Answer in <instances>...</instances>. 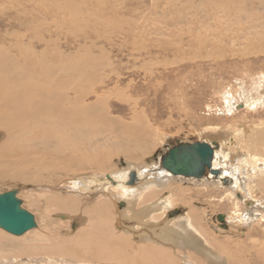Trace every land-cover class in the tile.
Masks as SVG:
<instances>
[{
	"label": "bare ground",
	"instance_id": "1",
	"mask_svg": "<svg viewBox=\"0 0 264 264\" xmlns=\"http://www.w3.org/2000/svg\"><path fill=\"white\" fill-rule=\"evenodd\" d=\"M162 3L163 7L160 8ZM117 5L119 4L115 0H15L10 5L0 7V15L3 16H10L6 14L10 10L16 15V19L26 14L34 16L25 21L6 16L2 18L0 24L6 27L12 20L19 24L14 30L6 29V33L0 35V133L4 136V142L0 146V181L7 178L6 180L29 184L33 180V184H38L44 181L41 174L44 170H52L50 173L54 174L58 172L67 174L80 168L89 170L87 172L82 170V173L80 170V173H77L78 176L81 175L79 181L85 184L86 190L101 186L100 181L103 182L102 180L109 176L117 185L119 184L118 189L113 188V190L108 187V190L94 198L91 195L75 198L52 194L43 200L40 198L45 207L55 208L62 213L67 212L68 215L81 213V216L87 218L88 223L92 225L88 230L75 233L77 235H74L75 237L54 242L56 246L61 245V247L45 248L42 252L45 256L48 254L59 258L69 257L76 262L84 261L89 262L88 264L94 261H103L102 264L110 261H128L130 264H167L166 258L169 253L148 246L150 244L158 247L159 241L156 237L159 236L161 240L173 242L181 239L188 245L195 243V239L197 243L201 240L209 248V252L224 264L226 262L244 264L235 260L229 261V258L221 252L219 241L215 244L210 243L206 235L201 234L203 231L200 233L201 229H196L195 226H201L203 214L200 215L196 210L188 213L187 217L191 220L193 233L190 229L183 233L178 230L179 228L174 229L170 226L158 229L157 233L150 224L153 221L148 218L151 209L146 208L144 203L139 206L138 191L124 188L128 183L130 184L129 177L132 172L124 169L121 170V175L119 173L107 177L102 175L105 173L100 169L108 161L106 156L123 153L127 157L134 158L136 153L141 152L139 144L151 143L159 133L151 126L154 123L152 115H147L150 120L143 115L141 117L135 107L132 108L131 123L111 115L113 112L110 113L112 110L108 103L112 97L108 95L115 94L119 100L127 104L131 100L127 96L131 84L121 86V81L112 80L116 85L107 92L111 75H118L119 72H113V67H110L113 64L111 52L106 51L103 42H107L106 45L112 53L115 52L117 61H121L124 53H128V57L138 55L141 61H149V63L161 57L164 62H172V66L176 64L185 67L190 63H198L200 66L205 64L203 67L213 66L209 72L210 78L208 77L213 83L215 76L221 77L223 74L221 71L226 66H229V70H237L243 65L241 59H249L264 53V0H152L150 10L141 14L131 11L126 5L129 11L124 12L126 15L124 21L116 16ZM82 6H85L84 11L79 8ZM161 9L163 10L160 15L154 14L153 17L151 13L153 11L158 13ZM58 16L65 19L61 20ZM163 16L172 24L163 23ZM39 18L53 19L54 27H60L61 30L68 27L69 32L65 34L66 51L53 45V42L47 38L50 35L42 36L39 33L38 29H42V26L36 24ZM105 28L111 30L112 35L109 33L104 35L100 31ZM199 28L202 30L200 31ZM259 29H262L261 35L257 36ZM55 32L58 33L57 30ZM153 34H156V37H152ZM76 47L77 51H71ZM93 51L100 54L96 56ZM151 54L155 59L150 58ZM108 70L113 73L108 74ZM91 99L94 101L92 102ZM140 101L138 100L137 103ZM260 127L261 125L252 128L253 130L245 129L244 132L251 130V134L248 135L249 137L245 133L241 136L243 145L247 142L244 148L242 143L240 144L241 150L264 149V128ZM110 136H113L116 142L112 144L113 147L105 144ZM211 136L210 139L215 142L221 143L226 140L220 134H211ZM236 141V144L239 143ZM132 142L134 147L129 148L126 143ZM65 152L69 153L65 154ZM226 155L224 156L226 161L230 160V154ZM220 158L218 156V159ZM44 159H50L52 162L48 163ZM219 174L218 178L222 180L227 174L233 173L225 167L224 170H219ZM139 176L141 175L137 173V177ZM208 180L210 182V179ZM235 180L236 184L231 190L239 184L237 177ZM261 186L264 187V182ZM112 192L115 199L112 198ZM132 195L134 197L130 198L131 204L138 202L136 209H123L122 217L126 220L121 219L126 226L127 221L138 222L136 226L140 231H133L136 234L134 236L133 232L131 234L133 241L142 242L138 243L139 246L132 244V241L127 243L124 237H118L111 232L112 221L116 222L118 219L121 221L120 215L118 217L112 215L113 205H116V200ZM159 205L152 208L159 211L161 208ZM176 222L178 224V221ZM125 230V233L128 232ZM25 234L26 232L21 235ZM7 240L11 239L0 231V243ZM132 245L134 250L131 254L128 250L132 249ZM201 247L206 248L204 245ZM235 247L238 250V247ZM34 250L29 254L31 258L10 260L2 258L0 264H68L67 261L58 260L57 257L47 260L37 259L35 255L39 250ZM195 250L198 249L191 248L188 253L192 252L199 256ZM135 252L138 257H135ZM188 253L183 254L184 259L176 257L179 259V264L196 263L191 261ZM240 253L244 254L245 250ZM23 255L26 256V253ZM171 255L173 256V253L170 252V258ZM259 255L260 258L264 256V254ZM115 256L118 257L114 259ZM200 259L203 261V258ZM205 261L208 264L207 260ZM214 261L216 263V260Z\"/></svg>",
	"mask_w": 264,
	"mask_h": 264
},
{
	"label": "rangeland",
	"instance_id": "2",
	"mask_svg": "<svg viewBox=\"0 0 264 264\" xmlns=\"http://www.w3.org/2000/svg\"><path fill=\"white\" fill-rule=\"evenodd\" d=\"M13 1L15 0H0V7L10 5ZM115 1L119 4L117 5L116 16L122 21L126 17L124 12L128 13V9L141 14L149 11L152 4V0H140V2H137L138 0ZM126 5H128V9L125 7ZM162 7L163 3L160 8ZM79 8L82 11L85 10V6ZM162 10H158V13L153 11L151 14H153V17L154 14L158 16ZM6 14H9L11 19L14 17V20L18 21L34 18L32 14H26L16 19V15L11 10ZM0 16L1 24L2 18L8 15ZM10 16L8 17L10 18ZM58 18L61 20L65 19L59 16ZM163 19V23L172 24L165 20V16H163ZM14 20L11 21L9 26L2 27L0 25V35L5 34L6 29L14 30V28L19 26ZM36 24L42 26V29H38L42 36L50 35L47 38L53 42V45H57L56 47L60 50L66 51L65 34L69 32L68 27L62 30L60 27H54L53 19L51 18H39ZM56 30L58 33L55 32ZM199 30L201 31L202 28H199ZM261 30L257 31V36L261 35ZM45 31L51 32L46 34L44 33ZM60 31L62 34H60ZM100 31L104 35L107 33L112 35L109 29L105 28V30ZM152 37H156V34H153ZM106 44L107 42H103L106 51L111 52L113 61L110 67H113V72H119L118 75H111L107 92L116 85L112 80L121 81V86H126L127 83L131 84L127 92V96L131 100L127 104L119 100L115 94L108 95L112 97L108 103L112 110L110 113L113 112L111 115L117 119L120 117L126 123H131L133 116L132 108L135 107V110H137L141 117L144 116L150 120L147 115H152L154 123L151 126L159 133L156 134V138L151 143H140L141 152L139 154L136 153L134 158L127 157L123 153H119V155L112 153L111 156H106L108 160L105 164L106 166L104 165L100 169L105 173L102 175L106 177L118 175V173L121 175V170L124 169L130 173L136 171L138 175H141L135 184L131 186H129L130 184L126 185L124 188L138 191L139 206L144 203L146 208L151 209L149 210L150 215L148 218H151L149 220L153 221L149 222L153 226V230L156 229L157 233L158 229L165 226H170L174 229L179 228L178 230L183 233H186L185 230L190 229L193 233L194 229L190 224L191 220L187 216L190 211L196 210L200 215L203 214L200 221L201 226L199 225L200 228L197 227L198 225L195 226L196 229H201L199 232L203 231L201 234L206 235V239L210 243L215 244L216 241H219L221 244L219 246L220 250L229 258V261L235 260V262L238 261L244 264H264V256L260 258L261 255H259L264 254V187L261 186L262 182H264V149L257 151L255 149H252V151L244 149L243 151L240 146L242 143L240 140L241 136L244 133L246 136L251 134V130L250 132L248 130L244 132L245 129H252L260 125V128H264V53L259 56L249 57V59H241L240 62L243 65L237 70H229V66H226L221 71L223 73L221 77L215 76L213 83H211L208 77L213 66L203 67L205 64L200 66L198 63L193 64L190 62L189 66L185 67H180L176 64L172 66V62H164L161 57L149 63V61H141L138 55L128 57V53H124V57L130 59L121 57L122 60L117 61L115 52L112 53ZM71 51H77V47ZM93 53L96 56L100 54L97 51H93ZM153 54L150 55V58L155 59ZM113 72L111 70L107 71L108 74H112ZM134 92L135 94H133ZM138 100L141 101L137 103ZM91 101L93 102L94 99H91ZM211 134H220L226 139L221 141V143L217 141L221 147L219 145V149L216 150L214 167L219 170H224L227 167L235 176L233 174H225L224 179L219 180L218 176L208 174L204 178L207 180H197L180 176H169L166 173L167 171L162 169V155H166L170 149L174 148L177 145V141L210 142L212 141L210 139L212 137ZM235 141L239 143L236 144ZM3 142L4 136L3 133H0V146ZM115 143L113 136H110L109 140L105 142L106 146L110 147H113L114 145L112 144ZM126 145L129 148L134 147L133 142L126 143ZM246 146L247 142H245L242 148ZM218 152L219 154H217ZM68 153L65 152V154ZM227 153L230 154V160L226 161V157L224 156H227ZM218 156L221 158L218 159ZM44 160H47L48 163L52 162L50 159ZM80 170L82 173V170L85 169L77 168L74 172H68L67 174L65 172L54 174L50 173L52 170L47 169L41 173L44 181L38 184H33V180L29 184L6 180L7 178L0 181V195L18 191L17 198L21 200L23 209L35 217L37 225L23 236H13L1 229L0 231L11 240L0 243V260L2 258H5V260L6 258L9 260L12 258H31L29 254L34 252V249L39 250L38 254L35 255L36 258L38 257L37 259L47 260L51 259V257L56 259V255L47 254L45 256L42 253L43 250L45 248H60L61 245L56 246L54 242L65 241L75 237L77 236L75 233L88 230L92 226L88 223L87 218L85 219L84 216H81V213H70L68 215L66 214L67 212L62 213V211H57L55 208L45 207L42 201L51 194L58 195V197L70 196L75 198L91 195L94 198L109 188L118 189L119 184L113 185L107 178L102 180L103 182L100 181L101 186L96 189L86 190L85 184L79 181L81 175L78 176L77 173H80ZM161 171L162 173H160ZM235 177L238 178L239 184L235 189L231 190L234 188V184H236ZM208 179H210V182ZM112 193L113 198L114 192ZM133 195L116 200L117 203L115 202L116 205L114 204L112 208V215L114 217L120 215V219L126 220V218L122 217V210L129 208L136 209V203L138 202L133 205L130 201V198L134 197ZM158 205L161 207L159 211L152 208H156ZM175 211H179V214L173 215ZM132 212L136 211L133 210ZM221 215L225 217L223 223L218 219ZM122 219L121 221L119 219L116 222L112 221V234L114 233L118 237L122 236L127 243L132 241V244L139 246L138 243L142 242L132 240V237L136 235L133 231H140V228L137 229L138 222L136 220L135 222L127 221L128 225L126 226V224L122 223L124 222ZM176 221H178V224ZM183 221H185V224H183ZM179 222H182V224ZM124 230L128 232L125 233ZM149 231L152 232V230ZM158 237H156V240L159 241H156L158 247L150 244L148 246L154 249H162L161 251L169 253V256L170 252L173 253L171 258L169 256L166 258L169 264H179V259H176V257L184 259L185 256L183 254L188 253L191 248L198 249L195 251H197L199 256L195 255V253L192 254V252H189L191 254L188 253L191 261L196 262L195 264H206L205 260H207L208 264H224L213 253L209 252V248L201 240V242L197 243L195 239V243H189V246L186 241L182 242L181 239H176L177 241L173 242L171 240H161ZM19 240L20 242H13ZM46 240L49 242H46ZM225 241L227 243L224 244ZM201 245H204L206 248L201 247ZM235 246L238 247V250ZM133 250L134 247L132 245V249L128 251H131L132 254ZM244 250L245 253L241 254L240 252ZM24 253H26V256L23 255ZM117 257L115 256L114 259ZM135 257H138L137 252H135ZM200 257L203 258V261H201ZM58 260L67 261L68 264L89 263L84 261L76 262L69 257H62ZM214 260H216V263ZM101 262L103 261H94L91 264H102ZM109 263L127 264L128 261H110L105 264ZM225 264H229V262Z\"/></svg>",
	"mask_w": 264,
	"mask_h": 264
},
{
	"label": "water",
	"instance_id": "3",
	"mask_svg": "<svg viewBox=\"0 0 264 264\" xmlns=\"http://www.w3.org/2000/svg\"><path fill=\"white\" fill-rule=\"evenodd\" d=\"M218 149L217 141H212L211 144L177 141V145L161 158V167L175 177L202 180L208 174L219 176V170L213 167L214 154ZM129 178L130 185L129 183L128 185L135 184L138 178L137 173L133 171ZM108 180L113 185L116 184L110 176ZM17 194L18 191H13L0 195V229L13 236L27 233L37 226L35 217L23 209ZM178 214L179 211L173 212V215ZM218 219L223 223L225 217L221 215Z\"/></svg>",
	"mask_w": 264,
	"mask_h": 264
},
{
	"label": "flooded vegetation",
	"instance_id": "4",
	"mask_svg": "<svg viewBox=\"0 0 264 264\" xmlns=\"http://www.w3.org/2000/svg\"><path fill=\"white\" fill-rule=\"evenodd\" d=\"M168 153V152H167ZM164 155H162V157H163Z\"/></svg>",
	"mask_w": 264,
	"mask_h": 264
}]
</instances>
